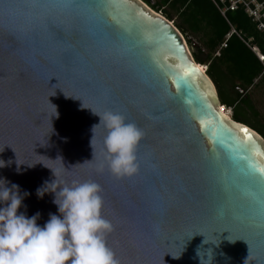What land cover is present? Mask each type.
Segmentation results:
<instances>
[{
	"label": "water",
	"instance_id": "1",
	"mask_svg": "<svg viewBox=\"0 0 264 264\" xmlns=\"http://www.w3.org/2000/svg\"><path fill=\"white\" fill-rule=\"evenodd\" d=\"M33 2L0 0V178L30 193L20 211L40 213V226L59 215L52 194L36 195L54 179L48 166L65 184L101 186L119 264H264V191L237 155L247 147L260 164L252 154L264 153V139L220 119L216 86L174 24L142 0H98L107 7L88 11L67 0L5 7ZM91 109L142 129L137 174L97 170L106 131L95 129L93 156L100 118Z\"/></svg>",
	"mask_w": 264,
	"mask_h": 264
},
{
	"label": "clouds",
	"instance_id": "2",
	"mask_svg": "<svg viewBox=\"0 0 264 264\" xmlns=\"http://www.w3.org/2000/svg\"><path fill=\"white\" fill-rule=\"evenodd\" d=\"M92 112L100 118L99 124L92 127L93 156L95 129L103 125L106 131L104 161L97 170L102 172L106 167L116 178L137 174L136 151L144 136L142 129L126 122L119 113ZM20 165L17 162L18 172ZM5 166V161L0 160V168ZM45 167L52 171L54 179L37 188L36 195L42 199L52 194L59 215L50 213L43 226L37 223L40 213L29 217L26 211H20L26 209L23 201L30 193L0 178V264H119L106 243L114 225L102 215L101 186L92 180L65 184L59 170Z\"/></svg>",
	"mask_w": 264,
	"mask_h": 264
},
{
	"label": "trees",
	"instance_id": "3",
	"mask_svg": "<svg viewBox=\"0 0 264 264\" xmlns=\"http://www.w3.org/2000/svg\"><path fill=\"white\" fill-rule=\"evenodd\" d=\"M142 1L172 22L187 41L196 63L207 66L206 73L216 86L222 106L232 110V120L264 139L261 115L249 93L264 83V66L248 47L264 56V31L258 29V23L243 7L222 16V0ZM258 2L264 8V0ZM225 42L226 47L221 48Z\"/></svg>",
	"mask_w": 264,
	"mask_h": 264
},
{
	"label": "snow or ice",
	"instance_id": "4",
	"mask_svg": "<svg viewBox=\"0 0 264 264\" xmlns=\"http://www.w3.org/2000/svg\"><path fill=\"white\" fill-rule=\"evenodd\" d=\"M19 6H26L28 8H44V7H54L57 6L55 4H46L41 2V0H34L33 3L27 4V5H11L6 4V8L11 7H19ZM62 6L64 7H73L75 9H81V10H92V9H102L106 8L107 5L104 3L98 2V0H67L66 3H64ZM14 35V33L12 34ZM190 70L185 69L183 75L189 76ZM58 81V80H57ZM53 85L49 84V87H52ZM209 97L215 102V97L212 95L211 90H209ZM221 120H227V117L220 116ZM235 127L240 133H241V139H243L245 142L252 141L253 137L255 136L254 133H251L250 130L244 128L242 125H232ZM256 139H259L256 137ZM216 143L213 142V148H216ZM250 150L247 147H244L240 150V152L237 154L239 156V160L246 162V169H243L244 174L249 177L250 181L261 191H264V153H253L252 155H255L257 159L261 162L260 164H257L255 160L250 159L249 157ZM262 207H264V201L261 202ZM225 232L230 233L229 231L225 230ZM231 235V234H230ZM230 235L227 237L230 239ZM240 240L245 239L241 238Z\"/></svg>",
	"mask_w": 264,
	"mask_h": 264
},
{
	"label": "built area",
	"instance_id": "5",
	"mask_svg": "<svg viewBox=\"0 0 264 264\" xmlns=\"http://www.w3.org/2000/svg\"><path fill=\"white\" fill-rule=\"evenodd\" d=\"M221 3L224 5L222 9H220V12L222 16L225 17V14L227 11L234 12L239 7H243L245 12L248 14V16L256 23H258L259 27L258 29L260 31H264V8L263 4L259 3L258 0H228V5H226V1L222 0ZM230 37V35L227 37V39ZM227 41V40H226ZM248 46V45H247ZM226 47V42L223 44L221 48ZM256 55V57L259 59V61L264 66V56L261 55L259 52L256 51V49L248 46ZM207 70V68H205ZM264 75V71H263ZM225 109V107H222Z\"/></svg>",
	"mask_w": 264,
	"mask_h": 264
},
{
	"label": "rangeland",
	"instance_id": "6",
	"mask_svg": "<svg viewBox=\"0 0 264 264\" xmlns=\"http://www.w3.org/2000/svg\"><path fill=\"white\" fill-rule=\"evenodd\" d=\"M175 20H177L176 17H175ZM202 67L207 68V66H202ZM249 93L252 96V99L256 105V108L258 109L261 115L262 124L264 125V83L253 88L252 90H250ZM225 110L228 113L229 117L232 119V110L226 107H225Z\"/></svg>",
	"mask_w": 264,
	"mask_h": 264
},
{
	"label": "bare ground",
	"instance_id": "7",
	"mask_svg": "<svg viewBox=\"0 0 264 264\" xmlns=\"http://www.w3.org/2000/svg\"><path fill=\"white\" fill-rule=\"evenodd\" d=\"M199 66H200V65H199ZM200 68H201V70L206 71V69H205L206 67H202V66H200ZM220 110L223 112L224 116L227 117V119H228L229 121H231V119H230L228 113L226 112V110H225L224 108H222V107H220Z\"/></svg>",
	"mask_w": 264,
	"mask_h": 264
}]
</instances>
